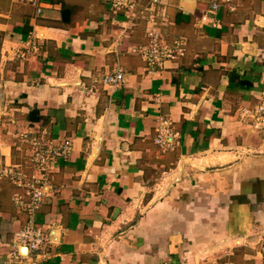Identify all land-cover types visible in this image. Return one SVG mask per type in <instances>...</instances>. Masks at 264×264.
I'll use <instances>...</instances> for the list:
<instances>
[{"label":"crops","instance_id":"1","mask_svg":"<svg viewBox=\"0 0 264 264\" xmlns=\"http://www.w3.org/2000/svg\"><path fill=\"white\" fill-rule=\"evenodd\" d=\"M214 2L159 0L160 31L186 50L148 71L128 50L145 41L142 18L106 0H10L0 170H27L23 133L71 149L34 214L48 240L18 260L25 190L1 181L0 264H264V131L246 115L264 102V0L202 19ZM30 36L40 49L21 58ZM115 65L120 86L103 81Z\"/></svg>","mask_w":264,"mask_h":264},{"label":"built area","instance_id":"2","mask_svg":"<svg viewBox=\"0 0 264 264\" xmlns=\"http://www.w3.org/2000/svg\"><path fill=\"white\" fill-rule=\"evenodd\" d=\"M112 12L123 11V14L135 24L137 18H142L145 22L144 37L142 43L133 44L129 47L131 53H135L145 62L148 71L159 70L165 67L166 62H175L185 54L186 39L182 36L168 40L160 31V15L157 11L159 0H148L142 8H138V0H106ZM235 0H222L221 3L214 2L208 11L202 16L210 22H214V13L222 3H231ZM40 11V8H37ZM24 51L18 52V56L23 58L30 51L36 52L40 45L32 36L26 41ZM124 70L119 65L105 73L103 81L111 86H120L124 82ZM256 127L264 131V102L257 104L252 109L246 110ZM30 135V134H29ZM28 133H23L22 138L30 145L27 161V170L21 166H8L0 170V183L3 179L11 184L25 190V197L15 193V200L18 206L27 213L28 220L24 226L15 233L17 241L27 249H36L40 244L48 240V235L35 225L34 214L40 210L46 194L52 188V170L55 168L60 158L68 157L71 149L69 138L60 143H52L49 140L37 138ZM29 136V138H28ZM2 212L0 210V217ZM21 248L13 249L9 257L14 260L21 259ZM25 255V254H23Z\"/></svg>","mask_w":264,"mask_h":264},{"label":"rangeland","instance_id":"3","mask_svg":"<svg viewBox=\"0 0 264 264\" xmlns=\"http://www.w3.org/2000/svg\"><path fill=\"white\" fill-rule=\"evenodd\" d=\"M20 1H26V0H20ZM18 4H21V2H18ZM10 6V0H0V13H3L6 11V9ZM26 253V252H25Z\"/></svg>","mask_w":264,"mask_h":264},{"label":"bare ground","instance_id":"4","mask_svg":"<svg viewBox=\"0 0 264 264\" xmlns=\"http://www.w3.org/2000/svg\"><path fill=\"white\" fill-rule=\"evenodd\" d=\"M21 252H22L23 254H27V253H28V249H27L26 247L22 246V247H21ZM25 252H26V253H25Z\"/></svg>","mask_w":264,"mask_h":264}]
</instances>
